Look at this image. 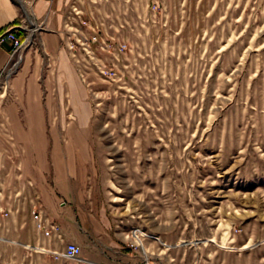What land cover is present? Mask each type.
<instances>
[{
  "label": "rangeland",
  "instance_id": "1",
  "mask_svg": "<svg viewBox=\"0 0 264 264\" xmlns=\"http://www.w3.org/2000/svg\"><path fill=\"white\" fill-rule=\"evenodd\" d=\"M22 14L30 43L0 76V264H264V0H72L55 53ZM83 208L116 234L89 235ZM68 243L79 262L39 249Z\"/></svg>",
  "mask_w": 264,
  "mask_h": 264
},
{
  "label": "crops",
  "instance_id": "2",
  "mask_svg": "<svg viewBox=\"0 0 264 264\" xmlns=\"http://www.w3.org/2000/svg\"><path fill=\"white\" fill-rule=\"evenodd\" d=\"M17 1H19L21 5H18L15 0H0V33L17 25H24L25 21L22 20V13H25L29 20L33 19L34 23H37L41 25V27H43L42 29L45 33V36H43V42L47 49H49L53 53H55L56 50L59 51L61 49V39L63 38V31L67 19V8L72 0ZM25 31L24 35H26ZM11 57L12 55L9 45H5L0 48V76L8 67ZM58 58L61 62L63 60L62 54H59ZM63 65L65 67V64ZM59 77L62 80H67V78L69 80L67 73L64 71L60 73ZM24 79L25 78L23 77L21 79H18L19 87L22 86V82L24 81ZM55 157H57V155ZM61 157H63V155H61ZM55 160L57 161V171H55L56 176H53V181H55L60 187L61 196H64L68 192L67 189L65 190V187L67 186L68 181L71 179V176L64 174L63 169L65 167V162L63 158L60 159L57 157V159ZM73 160L71 156L69 161ZM38 209L42 212L44 218L48 219L49 221L55 222V218L50 216V218L52 219L51 220L44 209ZM99 215L106 216L105 213L99 214V209L97 208L93 212H90V210H88L87 208L79 209V212H77L76 214L77 218L79 219V224L83 226L82 228H84L86 232H88L89 235H91L93 238L103 240L111 239L110 234L113 231V226L108 220L106 222V220L102 219L103 222L101 223L98 218ZM112 234L114 235L116 233L114 232ZM114 245L115 247L118 246V244ZM110 249L114 250L113 248ZM115 254H119L121 256L120 258H123L122 256H125V254L121 250H115Z\"/></svg>",
  "mask_w": 264,
  "mask_h": 264
},
{
  "label": "built area",
  "instance_id": "3",
  "mask_svg": "<svg viewBox=\"0 0 264 264\" xmlns=\"http://www.w3.org/2000/svg\"><path fill=\"white\" fill-rule=\"evenodd\" d=\"M25 31V26L23 24L11 27L3 32L0 33V48L9 45L10 52L12 57L15 56L22 59L23 50L25 47L30 43V35L26 33L25 38H21V33ZM98 41V36L95 34L93 36V42ZM34 220L37 222L38 230L43 234L47 240H62V236L59 234V227L57 224L51 223L48 219L43 217L41 211L34 210L32 212ZM131 237L135 238V245L136 242L142 244L143 238H145V234H137L130 235ZM57 238V239H56ZM131 247V246H130ZM42 253L50 255L57 261L61 260H70L79 262L80 255H81V247L75 243H68L61 249H52L50 247H40L39 248Z\"/></svg>",
  "mask_w": 264,
  "mask_h": 264
},
{
  "label": "trees",
  "instance_id": "4",
  "mask_svg": "<svg viewBox=\"0 0 264 264\" xmlns=\"http://www.w3.org/2000/svg\"><path fill=\"white\" fill-rule=\"evenodd\" d=\"M24 34H25L24 31L20 34L22 39L25 38V35Z\"/></svg>",
  "mask_w": 264,
  "mask_h": 264
}]
</instances>
